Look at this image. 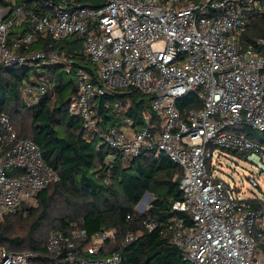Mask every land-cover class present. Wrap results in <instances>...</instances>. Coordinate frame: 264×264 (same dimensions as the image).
Segmentation results:
<instances>
[{"label":"built area","instance_id":"obj_1","mask_svg":"<svg viewBox=\"0 0 264 264\" xmlns=\"http://www.w3.org/2000/svg\"><path fill=\"white\" fill-rule=\"evenodd\" d=\"M41 2L48 5L45 12L15 1L0 5V71L39 61L70 72L72 61L64 53L29 45L42 36L59 40L78 31L96 67L94 72L77 69V95L69 104L70 113L82 120L84 137L98 136L108 146L107 163L160 150L182 168L183 198L173 202V209L186 212L191 224L182 218L165 224L145 219L146 228L169 234L191 264H264V207L239 197L211 167L215 148H220L264 171V142L238 131L245 125L264 131V35L253 43L240 42L251 19L264 15V0H105L99 8L35 0ZM23 23L26 32L9 43V31ZM49 88L42 76L20 85L30 103ZM131 88L152 96L151 111L160 124L147 111L140 124L126 114L120 99L105 98ZM189 92L200 106L182 116L177 102ZM108 109L117 116L115 125L104 123L101 111ZM58 180L39 144L20 137L10 114L0 111V218L32 204ZM249 181L259 186L255 176ZM150 194L137 204L139 212L150 207ZM135 237L129 232L126 241ZM114 239L115 229L93 235L83 228L69 234L55 230L47 250L56 264H123L122 250L98 257ZM34 255L1 246L0 264H29Z\"/></svg>","mask_w":264,"mask_h":264},{"label":"trees","instance_id":"obj_2","mask_svg":"<svg viewBox=\"0 0 264 264\" xmlns=\"http://www.w3.org/2000/svg\"><path fill=\"white\" fill-rule=\"evenodd\" d=\"M12 1L25 3L42 12L48 9L47 4L35 3V0H0V5L9 6ZM47 1H64L71 8H99L105 0ZM27 29L26 23L14 26L8 34L9 43L15 35L25 33ZM263 35L264 15L255 16L247 24L240 42L253 43ZM29 46L32 50L55 49L64 53L71 59L72 69L67 72L58 64L42 66L35 61L31 66L22 64L1 70L0 111L10 114L20 137L30 138L39 144L45 161L58 172L59 180L38 193L37 206L24 205L17 212L0 218V247L11 252L32 250L35 255L29 264H56V258L47 250L49 236L43 238L42 235L45 225L50 230L66 234L74 228L86 229L89 235L115 229V239L104 244L98 257L122 250L123 264H191L182 258L169 234L161 233L159 229L149 231L144 223L145 219L165 224L173 218H182L187 225L191 224L186 212L173 209V202L183 198L179 186L182 168L160 150H143L129 162L119 157L107 163L108 146L100 142L98 136L86 139L81 118L69 111V104L77 95V69L85 67L94 72L96 68L84 52L82 35L76 31L59 40L46 35ZM23 50L24 47L20 51ZM40 76L50 83L49 92L38 102L30 103L22 96L20 85L24 79ZM105 98L120 99L127 108L126 114L134 116L140 124L143 123V111L151 113L153 121L160 124L151 111L150 94L131 88L107 94ZM177 106L185 116L188 109L198 107L200 103L195 93L189 92L178 100ZM101 113L105 124L112 126L117 123L112 109ZM238 131L264 142V131L247 125L238 127ZM147 192L153 197L150 207L141 213L136 206ZM247 201L254 207H264V201L257 197L247 198ZM129 232L136 237L126 241Z\"/></svg>","mask_w":264,"mask_h":264},{"label":"rangeland","instance_id":"obj_3","mask_svg":"<svg viewBox=\"0 0 264 264\" xmlns=\"http://www.w3.org/2000/svg\"><path fill=\"white\" fill-rule=\"evenodd\" d=\"M100 142L103 141L100 140ZM211 167L216 177L224 179L232 187H235L239 197L246 199L260 197L264 201V171H261L253 162L242 155L215 148ZM249 176H255L259 186H253L249 181ZM37 205L36 201L30 204V206ZM43 230V238L48 237L53 231L48 225H45Z\"/></svg>","mask_w":264,"mask_h":264},{"label":"water","instance_id":"obj_4","mask_svg":"<svg viewBox=\"0 0 264 264\" xmlns=\"http://www.w3.org/2000/svg\"><path fill=\"white\" fill-rule=\"evenodd\" d=\"M148 194H149V193L147 192L142 198L145 199V198L148 196ZM152 197H153V195L150 194V196H149V198H148V201H150Z\"/></svg>","mask_w":264,"mask_h":264}]
</instances>
